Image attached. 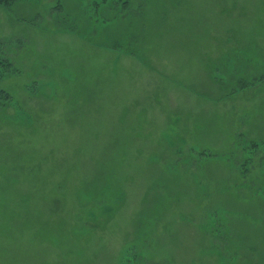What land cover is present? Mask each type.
<instances>
[{
    "label": "rangeland",
    "instance_id": "1",
    "mask_svg": "<svg viewBox=\"0 0 264 264\" xmlns=\"http://www.w3.org/2000/svg\"><path fill=\"white\" fill-rule=\"evenodd\" d=\"M0 40V264H264V0H24Z\"/></svg>",
    "mask_w": 264,
    "mask_h": 264
},
{
    "label": "trees",
    "instance_id": "2",
    "mask_svg": "<svg viewBox=\"0 0 264 264\" xmlns=\"http://www.w3.org/2000/svg\"><path fill=\"white\" fill-rule=\"evenodd\" d=\"M20 1H24V0H0V8L6 10L7 12H9ZM84 38H86V37H84ZM86 40L90 41L89 39H86ZM1 48H2V43L0 42V80H1L2 76L4 75V71L6 69H9L10 66H11V64L9 63V61H7L4 58V56H3L4 54H3L2 50H1ZM260 79L261 78H257L256 81H261ZM262 79L264 80V77H262ZM238 85H239V83H238ZM245 87H246V85L244 87L240 86V89L245 88ZM9 97L10 96L8 95V93L6 91H4L1 88V86H0V104H6V102L9 101V99H10ZM255 148L256 147L254 145H252V148L251 149L252 150L253 149L255 150ZM202 154L205 155L206 153L204 152ZM129 251L130 250L128 248H126V249L123 250V253L121 254L120 261H119L120 264H136V262L139 261V260L136 261V259L133 258V257H128L127 255L129 253ZM145 253H146V251H143L142 254H138V255L142 257Z\"/></svg>",
    "mask_w": 264,
    "mask_h": 264
}]
</instances>
